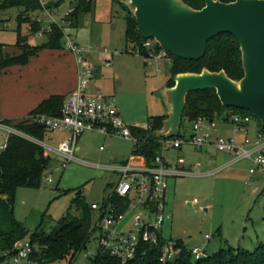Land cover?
Wrapping results in <instances>:
<instances>
[{
  "label": "rangeland",
  "instance_id": "obj_1",
  "mask_svg": "<svg viewBox=\"0 0 264 264\" xmlns=\"http://www.w3.org/2000/svg\"><path fill=\"white\" fill-rule=\"evenodd\" d=\"M126 7L130 10L126 3L117 0H92L91 10L81 14L80 24L72 30V34L74 42L86 49L85 55L89 61L100 63V66L104 65L105 59L111 63L108 68L102 66V71L95 74L90 82L97 80L115 93L116 104L126 123L131 118L144 123L149 117L166 114L170 110L163 91L170 76V65L165 58H144L132 51V43L126 41L125 37ZM22 11V7L0 10V42L10 53L18 51L14 45L16 17ZM38 14L37 11L28 12L31 19ZM27 29V23H23L22 33L26 34ZM28 39L33 44H40L46 38L31 35ZM104 49H108L109 54H104ZM114 72L118 74V80ZM249 125L252 130L248 138L254 137L255 127L257 130L264 129V122L253 116ZM190 130L191 123L181 128L187 134ZM55 131L43 139L49 146L50 160L40 187H18L15 191L14 215L30 231L42 218L43 227L50 230L69 208L71 213L77 214L71 200L80 190L90 205L101 203L119 179L116 172L108 169L109 166L122 157L127 159L132 153V142L126 139L85 131L78 138L75 159L61 167V158L53 148L62 134ZM7 136L8 132L0 127V147ZM182 154L190 159L186 163L189 166L185 167L189 172L168 179L169 215L164 221L162 235L166 239L180 240L186 249L200 246L210 255L228 245L252 250L264 242V175L260 172L249 174L248 160L237 161L215 174L205 175L201 173V166L192 165L200 161L199 151L183 146L163 152L170 162ZM212 157L218 161L214 164L216 166L231 156L213 150ZM48 176L52 182L46 181ZM194 199L197 202L189 205ZM132 217L133 213L127 214L121 226L123 229L131 226ZM28 240L29 236L22 242ZM97 248V233L94 232L86 247L70 264H90V257L96 254ZM177 253L173 251L172 258ZM5 263L12 264L10 259ZM66 263L67 260L63 259L50 264Z\"/></svg>",
  "mask_w": 264,
  "mask_h": 264
},
{
  "label": "built area",
  "instance_id": "obj_2",
  "mask_svg": "<svg viewBox=\"0 0 264 264\" xmlns=\"http://www.w3.org/2000/svg\"><path fill=\"white\" fill-rule=\"evenodd\" d=\"M79 0H37L38 8L32 11L39 12L31 21L38 23L39 28L35 36H44L53 26L58 27L62 33L63 49L72 54L77 71V86L65 96L58 115L32 114L28 116V122L43 125L50 130L65 131L67 137L53 148L54 153L61 158V167L75 159L79 136L85 131H95L102 135L120 137L132 142L136 147L138 137L132 133L131 127L151 129V125L135 122L126 123L116 105L113 95L100 91H91L89 83L94 76V69L85 55L86 49L74 42L70 16L74 12ZM4 0H0L2 5ZM159 50L154 52L155 46ZM143 48L148 53L147 58H165L170 62L168 51L153 39H145L140 44H132V51L139 52ZM109 54L108 49H104ZM105 66L110 61H103ZM228 113H224L226 115ZM219 117L232 123L237 130L246 131V125L251 120V115L231 113L227 118ZM2 123V122H1ZM186 123H191V130L187 134L181 131ZM4 124V123H3ZM9 133L22 132L11 125H3ZM217 131L216 119L200 116L193 121L184 118L176 136H160L159 141L162 151L165 149H179L187 145L195 149H201L207 145H213L216 150L230 154L232 161L248 160L251 165L249 174L260 172L264 175V129H258L255 139L245 137L238 143L232 137L213 136ZM182 134V136H179ZM43 146L44 155L49 157V146L44 141H39ZM4 143L1 148H4ZM183 158L170 162L162 153L156 155L151 163H147L144 156L132 154L123 162L110 165L108 169L116 172L118 181L112 185L109 193L101 203H93L91 234L96 232L98 247L115 257L119 264H140V261L152 250L153 247L164 241L160 261L173 257L176 241L166 239L162 235V227L167 213V189L168 179L187 174L182 166ZM47 182H52L50 176ZM117 196L118 199H114ZM194 199L191 204L196 203ZM128 213H133L132 224L127 229L121 226ZM208 238V235H205ZM23 240V239H22ZM19 240L13 245V254L10 255L12 264H37L31 257L34 246L30 241ZM177 251V250H176ZM192 260H198L205 256L200 246L190 249ZM9 264V263H8Z\"/></svg>",
  "mask_w": 264,
  "mask_h": 264
},
{
  "label": "trees",
  "instance_id": "obj_3",
  "mask_svg": "<svg viewBox=\"0 0 264 264\" xmlns=\"http://www.w3.org/2000/svg\"><path fill=\"white\" fill-rule=\"evenodd\" d=\"M91 1H78L70 16L72 29L79 26L81 14L91 10ZM180 1L193 9H200L204 5V0ZM219 1L231 2L234 0ZM38 6L37 0H4L3 4L0 5V10L9 7L23 8V11L19 12L16 17L17 28L14 45L18 52H8L5 44L0 42V75L11 66L26 65L29 58L41 49H63L62 33L56 26L45 33L46 39L42 43L30 44L28 42L29 36L34 35L39 28L38 23L31 21L28 12L35 10ZM127 11L128 14L125 19L126 41H130L132 44H140L145 39L137 31L133 13L128 8ZM23 23H27L28 26L26 34H23L21 30ZM158 50L159 46L156 45L154 52ZM138 53L144 58L148 56L143 48ZM168 55L170 57V76L166 80V87L174 85L175 76L179 73H200L203 69L216 72L223 70L234 81L240 80L244 75L239 43L229 33H220L208 40L205 53L199 59H183L171 53ZM64 98L65 96L62 94H51L28 114L58 115ZM229 112L251 115L249 111L244 109L223 106L215 89L193 90L185 95L181 124L184 118L193 121L200 116H205L214 120L222 117L224 113H228L223 116L227 118ZM28 116L15 122L10 119L1 121L11 125L23 135L9 133L5 147L0 149V253H2L0 264H8L5 261L13 254L14 243L27 236H29L30 244L34 246L31 257L37 264H50L63 259L67 260L66 264H70L76 255L86 247L91 235L93 210L91 205L84 200L81 190L75 193L71 200V206L77 210V214L71 213L69 208L50 230L43 227L42 218L41 222L30 231L14 215L16 189L18 187H40L50 160L48 156L44 155L43 146L39 141H43L45 135L51 130L43 125L28 122ZM166 117V114L149 117L147 122L151 125L150 130L131 127L132 133L139 139L136 147L132 146L131 154H140L144 156L147 163H151L156 155L162 153L160 136L154 134V131L162 127ZM114 199H118L117 196H114ZM175 241L174 249L178 253L174 258L159 260L164 243L161 240L140 261V264H264V242H260L252 250L228 245L211 255L207 254L198 260H192L190 249H186L180 240ZM90 264H119V262L115 257L98 247L96 254L90 257Z\"/></svg>",
  "mask_w": 264,
  "mask_h": 264
},
{
  "label": "water",
  "instance_id": "obj_4",
  "mask_svg": "<svg viewBox=\"0 0 264 264\" xmlns=\"http://www.w3.org/2000/svg\"><path fill=\"white\" fill-rule=\"evenodd\" d=\"M117 1L129 6L143 39H155L180 58H201L207 41L220 33L233 35L240 46L244 75L238 81L223 70L203 69L175 76L174 85L164 91L170 110L154 134L176 136L187 92L209 88L215 89L223 106L247 110L264 122V0H204L200 9L190 8L180 0ZM170 2L181 11H171Z\"/></svg>",
  "mask_w": 264,
  "mask_h": 264
},
{
  "label": "crops",
  "instance_id": "obj_5",
  "mask_svg": "<svg viewBox=\"0 0 264 264\" xmlns=\"http://www.w3.org/2000/svg\"><path fill=\"white\" fill-rule=\"evenodd\" d=\"M28 42L30 44H33L29 40ZM89 62L93 66L94 76L95 74L102 71V66H104V68H108V66L111 65L110 63V65L105 67V65L100 66V63L98 64L92 60H90ZM169 71H170V66H169ZM114 76L118 80L119 76L116 72H114ZM76 86H77V71L72 54L66 51L65 49H50V48L41 49L40 51L36 52V54H34L29 58V61L26 65L11 66L5 69L1 73L0 127L3 128V125H5L1 123L2 120L10 119L13 120V122H15L23 117H26L29 115L28 113L33 108H35L43 99L47 98L49 95L62 94L64 96H67L71 91H73L76 88ZM89 88L91 91H100L105 94L113 95L115 97V102H116L115 93L111 92L110 89L106 88L101 82L97 80L95 81V83L90 82ZM163 91H167L166 85L164 86ZM135 122L138 121L135 120L134 118H131L128 120L127 123L132 124ZM216 122H217V131L213 134L214 137L217 135L232 137L238 143L242 142L243 139L247 137L249 131L252 130L249 125V122L246 125V131L237 130L232 123L226 120L216 119ZM254 129L256 131L254 132V137L249 138L251 140L255 139L256 137L257 128L255 127ZM55 132H56L55 130H51L48 133L53 134ZM57 132H60V134H62V137L57 140L58 142L56 141L58 144L60 141L64 140L67 137V133L65 131H57ZM183 146H187V145H182L181 147ZM190 148L199 151L200 153L199 156L201 158L200 161H197L192 165L195 167L201 166L202 167L201 173L205 175L215 174L219 172L222 168L228 166L229 164L236 163V162H231L232 158L230 157L229 159L223 160L222 162L221 159L220 160L221 163L215 166L214 164L218 161L217 159H214L212 157L213 150L215 152H222V151L216 150V148L213 145H207L201 149H195L193 147ZM169 150H177V149H165L162 151V154L164 151H169ZM226 154L230 156V154L228 153ZM179 157L183 158V163H182L183 168L188 167L189 165H186V163L190 161V159L186 158L185 154L177 155L176 159L173 161H176L177 158ZM116 158H119V156H117ZM124 160H126V158L123 159L122 157L120 160L117 161V163L123 162ZM189 205H191V202L189 203ZM204 253L205 255H207L205 251Z\"/></svg>",
  "mask_w": 264,
  "mask_h": 264
},
{
  "label": "bare ground",
  "instance_id": "obj_6",
  "mask_svg": "<svg viewBox=\"0 0 264 264\" xmlns=\"http://www.w3.org/2000/svg\"><path fill=\"white\" fill-rule=\"evenodd\" d=\"M169 9L171 10V11H173L174 13H178V12H180L181 10L179 9V7H177V6H175L173 3H169Z\"/></svg>",
  "mask_w": 264,
  "mask_h": 264
}]
</instances>
